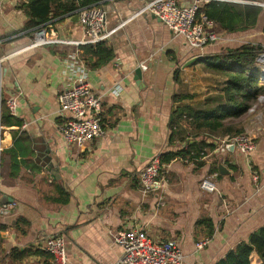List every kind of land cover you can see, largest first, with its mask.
<instances>
[{"label":"crops","instance_id":"1","mask_svg":"<svg viewBox=\"0 0 264 264\" xmlns=\"http://www.w3.org/2000/svg\"><path fill=\"white\" fill-rule=\"evenodd\" d=\"M24 1L0 0V223L6 226L0 231L2 264H52L50 254L12 260L10 253L15 247L45 251L53 236L65 240L68 264H120L123 248L113 234L122 229L143 231L157 243L175 240L185 254L183 264H217L264 226L263 108L249 111L243 121L257 144L248 154L228 149V136L221 132L180 126L182 133L171 140L178 106L173 96L180 93L189 70L204 69L187 62L247 43L264 46L263 16L254 29L243 32L227 33L215 25L224 39L196 51L146 11L153 0H101L99 6L106 11L101 42L113 58L94 67L98 55L90 46L97 43L85 41L75 15L51 18L45 25L51 41L32 46L36 29L24 30ZM71 56L83 62L92 93L102 98L104 134L82 148L67 146L60 132L68 114H61L58 95L72 82ZM138 67L143 70L140 82L135 80ZM117 85L123 88L120 94L113 93ZM11 98L18 103L12 118L6 117L11 116ZM15 134L27 146L18 173L5 154ZM204 140L214 147L202 150L198 145L186 157L163 163L161 188L144 194L140 172L152 156L178 153ZM220 164L229 173H221ZM206 177L215 182V192L202 189ZM202 216L212 219V236L202 227L196 230ZM18 218L25 223L15 226ZM207 237L209 244L198 251L196 243ZM251 260L263 262L256 252Z\"/></svg>","mask_w":264,"mask_h":264},{"label":"trees","instance_id":"2","mask_svg":"<svg viewBox=\"0 0 264 264\" xmlns=\"http://www.w3.org/2000/svg\"><path fill=\"white\" fill-rule=\"evenodd\" d=\"M101 0H26L21 9L28 17L24 30H33L46 25L51 18H64L74 16L85 7L99 5ZM262 6L264 0H256ZM264 7L249 4L233 3L212 0L204 3L198 10L196 21L201 22L203 18L214 21L219 31L227 33L243 32L254 29L263 16ZM264 33V25H263ZM96 48L98 59L93 64L99 67L113 58V51L102 42L91 45ZM264 51L261 44L247 43L239 48H227L218 53L204 55L194 62L201 64L204 71L209 75L204 78V90L202 93H175L173 102L178 104L171 122L173 141L182 131L180 126H185L194 131H205L209 133L221 132L224 136L234 138L245 133L244 118L250 109L258 104L259 97L264 95V85L260 83V64L258 57ZM180 70L176 71V76ZM6 114L3 113L2 117ZM6 117H13L12 115ZM11 123L10 120L7 121ZM189 145V144H188ZM201 145L214 147L206 140L201 143L189 145L187 150L161 155L162 163L169 162L175 156L186 157L189 149ZM27 146L23 143L21 136L15 134L14 145L5 151L12 163V170L18 173L23 162L20 157L27 155ZM215 170H217L215 168ZM26 220L18 218L15 226L24 224ZM29 225V222H26ZM204 228L207 236L214 234L215 228L211 218L202 216L196 223V230ZM6 228L0 223V231ZM1 243V241H0ZM256 252L264 264V226L250 235L247 242H242L231 250L217 264H253L251 257ZM46 256L49 253L34 248H13L10 253L12 260L24 259L30 255Z\"/></svg>","mask_w":264,"mask_h":264},{"label":"built area","instance_id":"3","mask_svg":"<svg viewBox=\"0 0 264 264\" xmlns=\"http://www.w3.org/2000/svg\"><path fill=\"white\" fill-rule=\"evenodd\" d=\"M210 0H194L191 3H182L178 0H153L146 11L158 17L175 36L184 38L192 50L202 51L206 46L220 42L224 39L221 32L215 30L212 20L203 18L196 21L199 8ZM79 23L83 28L85 41L99 43L106 36V11L99 5H91L81 9L78 13ZM52 37L54 35L52 34ZM51 41L46 26H41L33 34L31 45L42 46ZM260 64V83L264 85V51L258 57ZM141 67L147 70V64ZM69 68L72 82L68 88L59 95L61 114L65 115V122L60 127V132L67 146L84 147L88 142L104 134L101 122L102 98L92 93L91 83L83 62L76 56H71ZM123 88L117 85L113 93L120 94ZM258 104L254 105L250 112L257 110L258 106L264 109V95L259 97ZM9 112L17 116L18 103L16 98L8 102ZM26 124L21 128H26ZM1 131V125H0ZM235 145V148L243 154L256 150L255 138L249 133H243L229 138L226 141ZM3 151L0 141V156ZM164 164L161 156L155 154L150 158L146 166L140 172V184L144 194L157 192L161 188V172ZM256 179L259 177L256 175ZM203 190L213 193L217 190L215 182L206 177L201 182ZM1 212V204H0ZM114 242L123 248L120 264H183L185 254L175 240H167L157 243L145 232L134 230H118L113 234ZM210 237L196 243L198 251L206 247ZM44 249L52 256V264H68L65 240L62 237H50Z\"/></svg>","mask_w":264,"mask_h":264},{"label":"rangeland","instance_id":"4","mask_svg":"<svg viewBox=\"0 0 264 264\" xmlns=\"http://www.w3.org/2000/svg\"><path fill=\"white\" fill-rule=\"evenodd\" d=\"M240 1L251 2V1H256V0H240ZM263 17H264V10H263ZM225 39L227 40L228 38L226 37ZM227 42L228 41L223 42L222 44L226 45V44H228ZM207 75H209V72L208 71L205 72V71H203V69H197V68L194 69L193 68V71L189 70L187 75H185L182 78V84L180 85V92H182V93H193V92L202 93L204 90L203 88L205 86L204 78ZM261 108H262L261 106H258L257 112H259L261 110ZM2 260H3V257L0 254V264H2Z\"/></svg>","mask_w":264,"mask_h":264},{"label":"water","instance_id":"5","mask_svg":"<svg viewBox=\"0 0 264 264\" xmlns=\"http://www.w3.org/2000/svg\"><path fill=\"white\" fill-rule=\"evenodd\" d=\"M254 5L255 6L263 7L260 3H256ZM78 19H79V15L78 14L73 17V20H75V21H77ZM200 58H202V56H197V57L192 58L191 60H189L187 62V65H189V64L197 61ZM142 77H143V70H142V68L141 67L136 68V70H135V80L138 81V82H140L142 80ZM227 148L230 149V150L235 149V145L234 144H231ZM219 170H220L221 173H229V170H227L226 167L223 164H220L219 165ZM56 171L57 170L55 169L54 170V173Z\"/></svg>","mask_w":264,"mask_h":264}]
</instances>
